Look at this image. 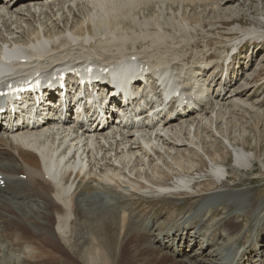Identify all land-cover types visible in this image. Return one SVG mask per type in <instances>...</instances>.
Segmentation results:
<instances>
[{"label": "bare ground", "instance_id": "obj_1", "mask_svg": "<svg viewBox=\"0 0 264 264\" xmlns=\"http://www.w3.org/2000/svg\"><path fill=\"white\" fill-rule=\"evenodd\" d=\"M136 1L137 0H128L131 4ZM222 1L223 0H221V2ZM87 2H93V0H54L53 3H49L47 0L0 1V71H2L0 80L10 75H12V77L16 76L15 74L23 76L33 69H36L35 71L40 72L43 76H47L64 66H68L69 63L72 67H76L80 72H83L85 64L96 63L102 66L103 69L112 70V75L122 74L124 71L129 77V82L133 81L135 78V85H139L138 87L134 85L136 89L135 93H139V91L144 88L143 91L145 96L140 100V103L145 101L149 104V101L146 99L152 94L151 92L162 95L163 89L167 91L168 87H174L175 92L179 91L180 95L183 94L184 97L188 96L189 99L192 100V104L195 105L185 106L182 111L176 114V117H174L172 112H169L162 116L160 120H151L142 114V116H140L142 120L138 123V119L133 121L135 118L131 116V120L133 118L131 128L115 126L114 119L112 118V121L100 124V128L95 129L93 133L84 129L82 126L78 127L72 124L69 120L54 123L48 122L47 127L44 126L33 129L28 127L15 131H8L6 129H2L1 131L0 126V174L2 175L0 179H4L6 183L5 186H2L0 182V220H7L19 225V227L15 226L16 228L14 227V230H10L11 232L3 226V229L1 228L0 230V243L4 242L5 244H9L10 242L17 248L21 242L25 241L23 239H26L27 236H32L33 239H36L35 243L40 251L39 255H34L35 258L38 259L37 262L44 258L47 260L50 257L52 258L54 251L57 253L65 252L63 246H61L60 238L67 247L71 246L73 249L75 248L72 239H70L69 223L79 219L81 220L82 232L87 235L83 236L80 230V233H77V237L83 240L87 239V242H91L90 239H97V244L96 241L94 242L97 247V249H95V254L97 255L94 257L92 256V259L89 256V259L86 254L89 250L93 251V249L89 248L86 250L85 248L82 254L84 262L92 261L96 264L95 262L98 261V264H112L114 259L113 256L115 255H119V257L124 259V262L127 261V263L128 261L138 263L139 260H142V262H140L141 264H198V262L202 263V261H207V256H205L204 253L214 246L222 245L224 238L227 237L221 234L222 229H226L229 235L234 234L235 231L239 229L241 219H239V217L237 218L238 215H236V218L235 216H232V218L219 217L213 220L211 224L212 227L210 226L211 228L200 231V235L203 236L205 234V236H207L202 242L198 239L199 242L197 244L202 252L195 254V256L188 255L183 259H177L175 253H177L178 250L170 253L163 250V244L156 245L151 242V236L154 234V231L148 228L150 220L153 222L158 221L160 219L158 218L159 215L161 218L164 217L162 221L157 222L156 229L160 230L158 231L160 232L158 233L159 235H167L169 238L170 234L165 231L172 223H175V226L173 225L174 227H172L174 231L177 232V235L184 236L185 234H192L190 233V228L193 227L192 224L194 222L201 221L200 215L199 217H193L187 222H182V219H180L179 224H176V222H178V220H176L178 217L177 212L173 211L171 213V210L165 207L156 212H149L147 209L146 212L139 215V218L136 220L131 216L134 211L131 214L128 211V204L124 206L117 204L115 207L114 204L103 203L101 196L89 194L90 197L86 200V208L82 207V209L76 207V199H78L76 192L78 190H83L84 187L82 186H85L87 190L92 189L93 186L89 187V182L102 185L106 188L105 190H109V192L111 186L113 190L120 191V196L122 198L141 190H143V192L145 190L155 193V195H163L183 190H189L188 192H190L193 190V181L186 177L180 176L173 184L169 185L156 182L157 178L159 179L160 176L163 175L162 172L164 173L161 166L167 164L165 162L167 161L166 156H163V154H167L172 158V161L178 165L179 159L176 154H179L181 149L175 150L176 153L173 154L171 151L172 146L170 145L176 146L180 144V146H186L187 144H192L189 147L195 148L194 139H190L188 143L181 139L184 135L183 133L188 131L193 138L195 134V132H193L194 126H197L198 129L202 125L206 127L212 120V124H215L216 120H214V115H211V120L206 118L209 109L215 111L218 109L217 107H219L221 111L225 113L230 111V109L225 107V101H222L224 99L223 96L217 97L218 99L215 101L218 103L210 104L211 106H207L206 104L204 109L202 100L200 103L196 104L198 97L206 93L204 83H202L201 79H199L196 74L192 73L189 77H184V71L180 72V75H178V72H175V74L170 76L174 82H166L164 76H168L169 73L166 70L154 68L157 66V68L166 69L174 60H177V58L168 60L161 59L160 53L156 56V51L160 47L168 44L169 40L165 38L164 34L166 32L164 31V33L161 31L160 27L163 26H161V23L154 17V14L147 17L144 15L142 21H146L152 25L154 23L158 25V30L150 36L152 43L143 46V41H145L144 38L142 39L143 41H139V43L134 42V45L128 47L129 49L130 47L133 48L131 50L135 52L124 53L121 51L127 48L120 47L121 49H119L115 47V52L109 53L108 48L110 46L103 44L104 47H106L101 57H97L100 53L95 52L93 48H84L85 50L81 52L78 51L76 55L67 57L60 56L56 53V51L63 46L77 49L76 43L81 40L80 38L94 39L89 34H86L88 33L87 29L86 31L84 30V33L80 32L82 29L86 28L84 22L76 21V24L80 25L79 29L76 28V24L74 25V29L77 31L76 34L74 33L75 30H72L70 27L60 28L61 22H57L60 18H63V14H68L69 16L75 15L77 13L76 10L82 8L81 4ZM115 8L117 7L115 6ZM108 11L110 12L109 9ZM146 12L148 11L146 10ZM161 17L162 16H160V18ZM88 19L89 18H87V20ZM103 27L105 28V32L110 31V26L104 21L101 25L95 24V30L98 31V34L101 33V29L104 31ZM136 30L138 29L136 28ZM167 33L166 35H168ZM106 36L104 38H106ZM243 36L244 38H262L264 37V32L250 30L244 33ZM135 39H138V37ZM95 40V43H97L101 42L103 39ZM104 40L106 41V39ZM63 48L65 50V47ZM166 48L167 47L164 46L162 49ZM60 51H62V49L59 50V52ZM136 51H147L153 59L150 58L151 60L149 61L145 59L148 54L147 56L137 55ZM163 51L164 50H162V54ZM21 58H25L26 61L19 62L18 60ZM164 63L166 64L164 65ZM181 70H184L183 67ZM149 72L150 77L146 76ZM151 74H155L159 79L157 80V89L153 88V83L155 82H153V80L150 81ZM140 79H143L144 82L142 83ZM181 82L184 84L182 87H180ZM186 85L194 87L193 90H186ZM102 86H104L102 91H106L108 85L104 84ZM237 91L238 90H235V94L230 97H235ZM110 92H114V88L108 90V94ZM98 96L102 98V101L107 97L105 96L103 99L100 93H98ZM115 101L116 98L112 96L111 102ZM140 103L138 106H142ZM242 104L251 109L255 108L253 103ZM187 114H195V116L187 117ZM177 117L180 121L174 123L173 120L178 119ZM109 125H112L111 129L106 130L109 128ZM137 127L139 128L137 129ZM226 144L233 147L231 148L234 152L235 165L247 169L254 164L253 153L246 151L245 148L242 147L236 148L230 140H227ZM197 145L199 144L197 143ZM200 146L202 147V145ZM200 146L198 147L200 148ZM194 153L200 156L197 152ZM6 160L9 161L8 164L2 163ZM210 160L212 162L210 167L211 173L218 181L225 178L229 173L226 165L212 159ZM147 166H149L151 172L148 168L146 169ZM28 185L31 187H28ZM191 192L192 194L197 193ZM179 194L180 193H175V196H179ZM11 195L18 199H14L13 204L6 200V197H10ZM81 204H83V202ZM219 211L220 207L212 212ZM227 213L228 212H226V214ZM72 214H74V216H72ZM211 214H208V218H211ZM133 215L135 216V213H133ZM73 217H75V219H72ZM146 218H148V221ZM89 222L90 224H95L97 228L90 227L87 229ZM182 223H185V225L181 226ZM1 224L2 223H0V227L3 225ZM50 225L52 229L48 227ZM73 233L76 232L74 231ZM195 233H199V231ZM217 237H221L223 242L220 241V239L217 240ZM197 238L196 236V239ZM171 240L172 236L170 240L165 241L167 242L166 247ZM237 240H240L239 236L236 238V241ZM58 242L61 244L60 246ZM2 245L0 244V247ZM48 247H50L52 251H50L51 249L48 250ZM20 248L23 249V247ZM174 248H176L175 245L172 250ZM67 249L69 250V248ZM180 251H182V249H180ZM36 255L38 256L36 257ZM216 256L218 257L214 260L223 264L222 254L217 253ZM55 258L53 259L55 260ZM262 258L263 257L257 260L255 259L252 263L264 264ZM54 262L57 261L55 260Z\"/></svg>", "mask_w": 264, "mask_h": 264}, {"label": "rangeland", "instance_id": "obj_2", "mask_svg": "<svg viewBox=\"0 0 264 264\" xmlns=\"http://www.w3.org/2000/svg\"><path fill=\"white\" fill-rule=\"evenodd\" d=\"M81 5L82 8L76 10L77 13L75 15L69 16L68 14H63V18H60L57 22H61L60 28L70 27L72 30H75L74 25L77 20L79 22H84L86 28L82 29L80 32L84 33L87 29L88 33L86 34H89L94 39L80 38L83 42L80 40L76 43L77 49L63 46L65 50L63 47L59 48V50L62 49L63 52H59V50L56 51L60 56H74L78 51L81 52L82 50L93 48L95 52L100 53L97 57H101V54L105 52L106 46H110L108 48L109 53L115 52V47L119 49L127 48L121 51L124 53L135 52L131 50L133 48L130 47L129 49L128 47L134 45V42L139 43V41H143L142 39L144 38L145 41H143V46L152 43L150 36L158 30V25L156 23L152 25L146 21H142L144 15L147 17L154 14V17L161 23V26H163L160 27L161 31L168 32V35H166L165 32L164 35L165 38L169 40L168 44L164 45L167 48L162 49L164 46L160 47L156 51V56L160 53L161 59L168 60L177 58L178 61L174 60L170 65L171 71H174L173 74L178 72V75H180V72L184 71L183 73L185 76H183L187 77L192 72L201 78L202 81H206L208 88H212L210 92L215 93V90L219 87L220 81L214 83L212 81H215L214 78L219 76L220 72H216L214 78H212V71L199 70L200 72L202 71V74L198 75L197 71L193 72L191 70L199 68L200 65H206V68H210V64L208 63L215 65L216 69L224 70L223 66L225 59L232 54L237 44L245 42L244 49L242 51L239 50L240 53L238 58L233 61V68H230L231 65H229L228 70L230 69L231 76L234 74L240 76V73H242L247 77L244 78L240 84H236V80H233L234 78H225L224 86H221V81V90L214 96V100L210 103L202 101V103H204V109L206 104L208 106L213 103H218L216 102L218 99L217 97L223 96L224 99L222 101H225V107L230 109V111L225 113L221 111L219 107H217L218 109L215 111L209 109L206 118L211 120V115H214V120H216L215 124H212V120L206 127L202 125L198 129L197 126H194L193 132H195V134L193 138L188 131L183 133L184 135L181 139L185 140L187 143L190 139H194L195 148L189 147L192 144H187L186 146H180V144L176 146L170 145L172 146L171 151L173 154L176 153L175 150L181 149V153L179 152V154H176L179 159L178 165L175 164L172 158L167 154H163V156H166L167 161L165 162L167 164L161 166L164 173L162 172L163 175H161L159 179L157 178L156 182L169 185L173 184L180 176L186 177L193 181V190L191 191L197 192L198 194H192L191 191L188 192L189 190H183L163 195H155V193L145 190L143 192V190H141L134 192L132 194L133 196L130 195L122 198L120 196V191L113 190L111 186L109 192V190H105L106 188L102 185L89 182V187L93 186L92 189L87 190L85 186H82L84 189L76 192L78 196V199H76V207L86 208V200L90 197L89 195H94L101 196L103 203H111L114 204L115 207L117 204H121L122 206L128 204V211L130 214L134 211L133 213H135V216L133 213L131 216L136 220L139 218V215H142L147 209L149 212H156L165 207H168L171 213L173 211L177 212L178 217L176 220H178V222H176V224H179L180 219H182V222H187L193 217H199L200 215L201 221L194 222L192 224L193 227L190 228V233L192 234H185L184 236L177 235V232H175L173 228L175 223H172L171 226H169L170 228L168 227L165 231L170 234L169 238L167 235H159L158 233L160 232L158 231L160 230L156 229L157 222L162 221L164 217L161 218L159 215L158 218L160 219L158 221L153 222L150 220L148 228L154 231V234L151 236V242L156 245L163 244V250L170 253L176 252V250L179 249V253L178 251L175 253L177 259H183L188 255L195 256V254L202 252L197 243L199 241H204L207 236H205V234L203 235L204 237L200 235V231L211 228L213 220L219 217L232 218V216H235L236 218V215H238L237 218L239 217V219H241L240 230L237 229L234 234H231L230 231L231 235H229L226 229H222L221 234L227 236H224V242L221 240V237H217V240L220 239V241L223 242L222 245L210 248V250L204 253V255L207 256V261H202V263L198 262V264H222L214 260L218 257L216 256L217 253L222 254L223 264H253V260L260 259L261 257H263L262 259L264 260V37L244 38L243 36L244 33L250 30L264 32V0H223L222 2L221 0H137L133 4L129 3L128 0H93V2H87ZM115 6L117 8H115ZM146 10L148 12H146ZM160 16L162 17L160 18ZM92 17L93 19H97L93 20ZM87 18L89 19L87 20ZM103 21L110 26V31L105 32L104 26V31L101 29V33L98 34V31L95 30V24L101 25ZM75 26L77 29L80 28L79 24ZM136 28L138 30H136ZM171 32L174 33L172 34ZM74 33L76 34L77 31L75 30ZM104 35H107L106 38H104ZM137 37L139 40L135 39ZM95 39L103 40L95 43ZM104 39H106V41ZM122 43L125 45L123 46ZM103 44L106 46L104 47ZM162 50H164L163 54ZM72 52L76 53L74 54ZM136 54L143 56H147L148 54L145 59L149 61L151 60L150 58H152L147 51H136ZM165 64L166 63H164V65ZM182 67L184 70H181ZM154 68L165 71V69L160 67L157 68V66ZM165 77L169 78V75ZM157 82L158 81L155 80V83H153V88L155 89L158 87ZM233 84L236 85L233 86ZM228 86H233L232 90L228 91ZM235 90H238L236 96L233 98L230 97L235 94ZM242 103H253L255 108H248ZM227 140H230L236 148L242 147L245 148L246 151L253 153L254 164L247 169L235 165L233 147L226 144ZM197 143L199 145H197ZM200 145H202V147ZM198 146H200V148ZM194 152H197L200 156H197ZM210 159L226 165L229 173L225 178L218 181L211 173L210 167L212 162ZM2 163L8 164L9 161L6 160ZM147 168L149 169V166H147L146 169ZM149 171L151 172L150 169ZM28 187L31 186L28 185ZM175 193L180 194L179 196H175ZM14 199L18 200L16 197H12V195L6 197L7 202L12 204ZM82 202L84 206L81 204ZM218 207H220L219 212H212ZM226 212L228 213L226 214ZM208 214H211V218H208ZM72 216H74V214H72ZM72 219H75V217ZM146 219L148 221V218ZM78 220L69 223V234L71 235L70 239H72L73 245H75L74 249L71 246L67 247L60 238L62 245L59 242L58 245L63 246L65 252L57 253L54 251L52 258L50 257L47 260L44 258L37 262L38 259H36L34 255H39L40 251L35 243L36 239H33L32 236H27L26 239H23L25 241L21 242L22 245L19 244L17 248L10 242L9 244H5L4 242V244L0 243L1 245L3 244L2 246L5 245L4 247H0V264H94L92 261L84 262L82 254L85 248L86 250L90 248L93 249V251L89 250L86 256L92 259V256L94 257L97 255L95 254L97 239H90L91 242H87V239L83 240L77 237V233H80V230L81 232L83 231L81 220ZM0 223L3 224H1L0 230L1 228L3 229V226L9 229V231L19 227L17 223L14 224L7 220H2ZM51 225L48 227L52 229ZM184 225L185 223H182L181 226ZM90 227L97 228L95 224H90L89 222L87 229ZM74 231L76 233H73ZM196 231H199V233H195ZM81 234L83 236L87 235L84 232ZM237 235L240 237V240L236 241ZM171 236L172 240L166 247L167 242L165 241L170 240ZM196 236L198 237L197 239ZM95 241L96 244L94 243ZM174 245L178 248L172 250ZM20 247H23V249ZM67 248H69L70 251ZM49 249L51 248L48 247V250ZM180 249H182V251H180ZM245 249L246 252H244ZM211 250L214 251L212 252ZM50 251H52V249ZM240 252H244L245 255L242 254V256H239ZM38 255H36V257ZM53 258H55L57 262H54L55 260ZM113 258L112 264H141L140 262H142V260H139L138 263H134L133 261H128L127 263V261L124 262V259L120 258L119 255H115ZM95 263L98 264V261Z\"/></svg>", "mask_w": 264, "mask_h": 264}]
</instances>
